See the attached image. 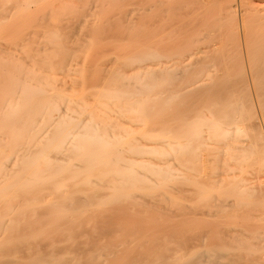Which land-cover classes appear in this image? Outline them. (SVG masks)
I'll list each match as a JSON object with an SVG mask.
<instances>
[{"label":"bare ground","instance_id":"obj_1","mask_svg":"<svg viewBox=\"0 0 264 264\" xmlns=\"http://www.w3.org/2000/svg\"><path fill=\"white\" fill-rule=\"evenodd\" d=\"M5 22L44 61L0 45V264H264V0H0Z\"/></svg>","mask_w":264,"mask_h":264},{"label":"rangeland","instance_id":"obj_2","mask_svg":"<svg viewBox=\"0 0 264 264\" xmlns=\"http://www.w3.org/2000/svg\"><path fill=\"white\" fill-rule=\"evenodd\" d=\"M10 25H11V23H9V22H5V23L0 24V45H1V47H3L4 44H9L10 46H13L12 48H14L15 43H19L20 44L19 50H23V52H17L16 57H18L20 59V62H22L24 64L25 63L30 64L31 62H35V61H39V62L44 61V60H40L39 59L40 57L38 58V55L35 53L36 50L35 51L31 50L32 44L30 41L23 40L22 38L19 37L20 35H18L17 31L14 29L15 24L13 23L12 29L10 28ZM10 29L12 31H10ZM7 31H9V32L7 33ZM5 33L7 35H5ZM78 33H79L78 30H76L75 33H71L72 36H70V38H69V44H71L70 46L78 47L79 44L75 38L78 36ZM38 37H39L38 41L41 42L47 37V34L45 32H43V33L41 32L40 36H38ZM0 49L2 50V48H0ZM2 53L4 55H7L6 51H4V50H2L1 54ZM76 54L78 56H80V58L82 57L81 59H85V58H88L89 56H91V52L89 50H77ZM7 56H4L5 60H9V58L7 59ZM37 66L41 67L42 65H40L37 62ZM37 69L38 70L36 72L39 73L42 70V67L41 68L37 67ZM54 74H55L54 84L57 85L56 88L58 89V91H61L63 94H65V95L67 94V96L74 97V98H77L78 96H80L79 95L80 93L81 94L83 93V91H81V92L78 91V93H79L78 94L76 91H73V89L71 88L72 85H75V86L77 85V83L74 81V80H76V77H77L75 74L71 73L70 71L69 72L61 71L60 69H56L54 71ZM77 86L81 87V83H79ZM260 120L262 122H264L263 117H261ZM51 199L52 198L50 196L47 197V200H51ZM175 199L178 202H180V201L186 202V201L181 200L179 198H175ZM177 201H174V203H177ZM188 216H189V221L192 219L191 221L194 220V222H195L196 219H198V220L203 219V218L201 219L200 217L194 216V214H192V216L191 215H188ZM177 218L179 219L180 217H177ZM143 233L144 232L140 233V235ZM147 234L148 233L145 232L142 236H146ZM193 242L194 243L192 245H194V246L191 247V242H190V244H189L190 247L188 246V244L186 246H184L186 249L183 246H182L183 248L182 247L180 248V246L178 245L177 242H170L169 245L170 246L174 245V247L178 246L177 249L175 248V250H176L178 256H181L180 260L188 261L191 258L198 257L197 255H200L199 253H202L206 249V245L199 244V242H197V241H193ZM195 242L197 243V245H195ZM62 244H63V242H60V243H56L55 245L57 246V245H62ZM184 250H187V251H185L186 254L183 253L184 254L183 255L182 252H184ZM66 254H68V252H65V251L59 253V255H66Z\"/></svg>","mask_w":264,"mask_h":264}]
</instances>
